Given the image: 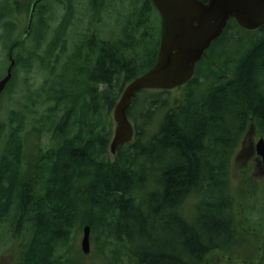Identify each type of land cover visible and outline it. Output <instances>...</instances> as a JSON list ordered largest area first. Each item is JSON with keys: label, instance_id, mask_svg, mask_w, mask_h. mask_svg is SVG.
I'll list each match as a JSON object with an SVG mask.
<instances>
[{"label": "trees", "instance_id": "trees-1", "mask_svg": "<svg viewBox=\"0 0 264 264\" xmlns=\"http://www.w3.org/2000/svg\"><path fill=\"white\" fill-rule=\"evenodd\" d=\"M48 1L36 5L28 35L41 49ZM56 1L66 11L41 55L42 83L30 105L0 121V254L14 246L13 264H87L76 244L85 224L101 264H207L213 252L234 250L241 219L229 171L249 125L264 136V24L245 29L229 18L180 93L135 94L126 110L133 139L111 154L112 109L155 61L158 12L150 0H128L121 37L105 38L96 24L106 8L91 0L89 26L68 45L73 1ZM14 18L0 11L5 54L20 35ZM145 24L149 35L136 38ZM13 56L9 92L32 58Z\"/></svg>", "mask_w": 264, "mask_h": 264}, {"label": "rangeland", "instance_id": "rangeland-1", "mask_svg": "<svg viewBox=\"0 0 264 264\" xmlns=\"http://www.w3.org/2000/svg\"><path fill=\"white\" fill-rule=\"evenodd\" d=\"M28 0H0V11H9L10 14L15 16V30L13 32V38L19 35L24 29L27 21V14L25 7ZM91 0H73V16L70 18V23L67 29L68 45L78 40L80 34L83 33L87 26H89L91 18ZM51 10V18L49 22L51 28L48 31L47 39L42 44V49L34 46L33 34L26 36L23 42L14 47V52H19L20 57H25L32 54L31 66L24 70L19 65L16 78L12 83V91L9 92L7 89L0 95V121L6 118L7 109L18 108L22 104L30 105L32 93L39 88L43 80V73H41V55L45 45L55 33V24L60 20L64 14V5L58 4L55 0H49L47 3ZM124 8V6H122ZM112 13H115L113 11ZM116 15H106L103 13V17L96 28L100 30L102 37L108 38L110 35L117 34V21L115 20ZM103 21V22H102ZM123 22V18H121ZM0 28L3 25L0 24ZM4 30V29H3ZM2 31V29H0ZM246 33V32H242ZM70 36H73L71 38ZM75 39V40H74ZM6 40L0 41V77L5 73L6 67L9 63L7 52L5 54ZM72 48V47H71ZM7 51V50H6ZM60 63V62H59ZM55 64V63H54ZM63 64L57 65V71H63ZM45 70V68H43ZM48 70V68H46ZM55 79V78H54ZM151 92H155L152 90ZM179 89H171L170 93L166 94L170 97L180 93ZM139 95L142 92H137ZM140 94V95H141ZM143 96V95H142ZM141 96V97H142ZM141 105H137L133 108V111L138 112ZM140 116H137V120ZM158 117V116H157ZM154 118V117H153ZM112 132L114 129L115 122L112 117ZM134 124L133 120H131ZM139 122V121H138ZM250 132L249 137L243 140V146L246 149H250L254 142L261 135L260 132L253 128ZM247 134V133H246ZM246 134H244L246 136ZM240 148V144L238 146ZM234 153L231 166H230V179L232 189L234 188L235 195L238 198V216L241 219L239 229L241 236L239 238V245L234 250H229L227 253L213 252L208 256L206 260L207 264H264V173L258 172V161L254 158H238ZM255 155V154H254ZM112 157V156H111ZM190 208V207H189ZM195 209L191 206L188 210V216L194 215ZM250 220L254 225H249L246 220ZM5 236L4 230L1 232ZM82 236V230L79 232L76 238V244L80 249V240ZM97 243L91 240L90 251L88 253H82L85 256L87 264H101V258L97 254V250L94 249ZM14 246H10L3 250L0 254V262L3 264H13L14 261ZM232 262H230V260Z\"/></svg>", "mask_w": 264, "mask_h": 264}, {"label": "water", "instance_id": "water-1", "mask_svg": "<svg viewBox=\"0 0 264 264\" xmlns=\"http://www.w3.org/2000/svg\"><path fill=\"white\" fill-rule=\"evenodd\" d=\"M32 0L27 26L16 43L29 33L35 5ZM160 14V42L154 63L143 73L132 78L116 100L112 117L115 121L109 144L110 152L131 141L134 127L126 110L133 96L141 89H171L185 84L193 76L196 62L223 31L229 18L246 29L264 24V0H151ZM14 45H12L13 47ZM11 47V48H12ZM9 64L0 77V94L12 77L15 64L12 51L8 53ZM253 129L250 125L247 134ZM254 150L264 166V137L254 143ZM80 248L90 251V226L82 227Z\"/></svg>", "mask_w": 264, "mask_h": 264}, {"label": "flooded vegetation", "instance_id": "flooded-vegetation-1", "mask_svg": "<svg viewBox=\"0 0 264 264\" xmlns=\"http://www.w3.org/2000/svg\"><path fill=\"white\" fill-rule=\"evenodd\" d=\"M41 1V0H40ZM39 1V2H40ZM56 1V0H55ZM73 1V0H72ZM139 1V0H138ZM38 2V3H39ZM58 2V1H56ZM97 2V1H96ZM99 4H101L105 9H103V12L102 13H106V15H111V14H114L116 15V18L115 20L118 22V18H117V15L119 14H123V16L121 18H123V21H124V14L126 12H130L131 10V5L128 3V0H103L101 2H97ZM58 4H61V3H58ZM122 6H124V8H122ZM110 10V11H109ZM66 11V8L64 7V10L63 12ZM113 11H115V13H112ZM121 18H120V21H121ZM136 25V24H135ZM122 26V21L121 23L117 24V34L116 35H110L108 38H116V37H121L120 33H119V30H120V27ZM132 28V26H130ZM148 27H150V25L148 24H145L143 27L141 26L139 29H138V32H137V35L134 33V36L136 38H140L142 35H144L145 37H147L149 34V30H148ZM133 36V33H130L128 35L129 37V41H131V38ZM159 39V38H158ZM253 131V130H252ZM244 136V135H243ZM249 137V134H246V136L244 137V140ZM239 152L237 153L238 157H242L243 159H248V158H254V160H257L258 161V164H259V167H258V172L259 173H264V166L261 165L260 163V156L255 152L254 150V144L251 146V148L249 149H246L243 145L241 147V149L238 150ZM255 154V155H254Z\"/></svg>", "mask_w": 264, "mask_h": 264}]
</instances>
